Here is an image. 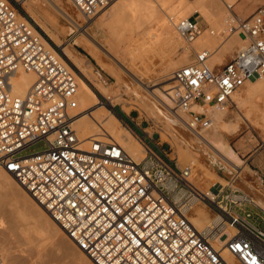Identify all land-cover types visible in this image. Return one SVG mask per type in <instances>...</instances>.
<instances>
[{
    "label": "built area",
    "instance_id": "2783aa9c",
    "mask_svg": "<svg viewBox=\"0 0 264 264\" xmlns=\"http://www.w3.org/2000/svg\"><path fill=\"white\" fill-rule=\"evenodd\" d=\"M115 1L71 0L87 17ZM227 7L231 14L221 37L237 34L244 46L213 67L209 50L196 51L195 60L173 74L176 110L198 121L209 120L210 109L233 111V96L264 78V4L248 17ZM175 28L188 45L206 31L192 16ZM19 71L35 75L22 95L13 92ZM78 76L16 0H0V169L14 176L72 243L93 264H264V230L241 213L248 204L264 209L237 186L200 192L189 180L192 165L179 168L144 138L145 154L136 160L115 140L81 137L77 121L85 111L77 97ZM194 105L203 111H192ZM42 141L43 151L23 155ZM197 200L212 214L203 227L194 223Z\"/></svg>",
    "mask_w": 264,
    "mask_h": 264
},
{
    "label": "rangeland",
    "instance_id": "374dc122",
    "mask_svg": "<svg viewBox=\"0 0 264 264\" xmlns=\"http://www.w3.org/2000/svg\"><path fill=\"white\" fill-rule=\"evenodd\" d=\"M26 1L28 0H21L19 4L21 5ZM29 5L49 26H56V28L61 31L62 38L68 40L66 43L64 42V46L69 45V48L84 61L85 65L88 67L87 69L91 67L92 73L90 70L88 71H90L95 78L93 77L92 80L84 78L85 81L94 91L97 98H100L99 100L118 117L123 126L128 128L140 141L143 137H139L137 135L139 134L138 131L127 122V116L134 118L137 123L141 124L140 127L143 129L147 128L146 136L153 137L155 142L161 143L163 148L166 149L167 154H169L170 159L174 160L172 163H177L178 167L181 169L195 163L191 153H193L199 145L206 147L204 144L205 140H203L206 139V137L208 138L206 139L208 143L211 141L217 143L223 142L224 145L231 146L241 160L245 162L248 169L243 175L244 179H246L251 186H255L264 192L263 131L249 124H243L242 128L236 134L230 135L221 129H213L212 123H210L209 120L204 122V118L198 121L193 116L191 121L188 122L183 113L176 110L173 100V90L176 81L172 74L181 66L193 62L195 56L193 54L194 52H188L190 54L187 59L182 57V55L187 52V49L191 50V46H193L194 43L189 46L180 38L173 26L170 25V21L168 26L163 30L158 27V29H154L156 27L148 25L135 29L136 32H134V34L127 31L119 38H113L108 28L111 7L107 10H103L90 19H86L84 17L85 15L83 16L70 0H29ZM234 8H236L237 13L242 12L243 15H247L251 9V7L247 5L244 7L235 6ZM67 14H72L71 16L75 18L79 17L78 21L74 22L67 18ZM192 17L202 22V27L206 29V31L208 30L207 32L210 33L211 30H215V28H213V26L211 27L209 24L210 22H207V20L205 21V19L201 18L198 14H193ZM223 17H220L219 20L221 28L224 31ZM137 27L138 26H135L134 28ZM224 41L226 40L220 35L218 44ZM170 43L176 44H174V46ZM164 45L167 46H165L163 52L161 49ZM152 47L153 50L151 51ZM239 49L240 47L236 46L233 50L229 51L223 63L231 60ZM171 59L174 64L177 63L175 68L169 66L170 63H173ZM95 79L97 81H95ZM99 82L100 86L98 84ZM140 83L142 85L141 88H144V90H138ZM103 85L117 90L121 95L120 102L112 105L107 101L103 95L100 94V87H103ZM137 91H140L144 99L149 100L150 105L157 114H164V123L158 116L151 115L146 109L138 105L135 100V93H137ZM260 98L261 97L257 99V102L262 104ZM123 107L130 111H124L125 109H123ZM237 107L236 105V109L228 113L226 112L227 115L224 119L225 123H235V121L245 114L244 110H240ZM114 110L119 111L123 115V119L120 118ZM238 115L241 116L238 117ZM146 143L152 149H156L160 154H163L162 150L158 149L149 139H147ZM189 145L192 148L187 150ZM45 148V142L42 141L28 148L24 151L23 155L40 152ZM205 161L210 168L200 170L196 167H192L193 165L191 166L192 173L190 178L199 183L201 188L206 189L210 181H217V178L220 177L225 179L226 183L228 182L231 185L234 184L237 186L242 192L256 197V192L250 186H247L248 184L242 181L235 171L228 169L219 162L212 160ZM200 178H202V180ZM226 185L227 184L224 183V186ZM18 203L21 204L20 202ZM16 205L18 207V204H15L11 198L4 199L0 197V256L4 254L3 256L6 257L7 264H76L71 254L73 252L71 251V247L73 248L76 246L66 235H63V237L68 239V244L70 242L72 245L66 248L55 244L54 240L38 236L33 221L26 215V218H24L23 209L20 210L22 208L21 205H19L20 209L19 207H14ZM243 210L244 212H241L243 215L246 216V214H249L250 220L264 230V213L262 211L249 204L246 205Z\"/></svg>",
    "mask_w": 264,
    "mask_h": 264
},
{
    "label": "bare ground",
    "instance_id": "6f19581e",
    "mask_svg": "<svg viewBox=\"0 0 264 264\" xmlns=\"http://www.w3.org/2000/svg\"><path fill=\"white\" fill-rule=\"evenodd\" d=\"M16 1L19 3L21 0ZM235 2L236 0H117L110 6L111 13L109 14L110 22L108 24V28L113 38H119L127 31H130L134 34V32H136L135 29H138L140 27L142 28L148 25L156 27L154 29L160 28L163 30L168 26L169 21L171 23L170 25H172L176 31L175 23L178 20L191 17L193 14H198L201 18L205 19V21L207 20V22H210L209 24L211 25V27L213 26L215 30H209L210 33L207 32L208 30L204 32L193 42V46H191L193 43L189 45L191 46V50L187 49V52L184 53L182 57L184 59H187L188 55L190 54L188 52L195 53L196 51L207 49L210 52H213V56L211 52L212 57L210 56L209 58V64L212 67L219 66L223 64L225 56L229 51L233 50L236 46L242 48L245 44L244 39L238 36L237 34L232 35L228 38V40L221 42V44H218L219 37L223 32L219 18L224 16V25L223 23L222 25L224 26V28H226L227 24L229 23V16L231 14L227 5H234ZM21 7L45 32L48 38L60 49L62 48L61 51L63 52V54L78 69V71L82 75L78 76L79 87L77 95L80 103V109L82 111H85V115L77 121V128L80 132L81 137L87 138L95 136L102 140H115L122 144L136 160H140L141 158H143L145 154V148L140 142V140L136 136H133L128 128H125L123 126L118 117L104 103L100 102V98H97L94 91L85 81V79L92 80V78L94 77V75L91 74V67L87 69L88 67L85 65L84 61L80 59V57H78L79 55L77 56L75 52L69 48V45L64 46L68 40H64L62 38V33L56 28V26H49L45 20H43L37 13L32 10L29 5V0L21 4ZM71 15H68V17L66 15L65 16L73 20L74 22L78 21L79 17L75 18ZM84 17L86 19L92 18L87 16ZM135 26L138 27L134 28ZM211 32H213L214 34H211ZM165 46L167 45L162 46L161 51L164 52L163 49H165ZM152 50L153 47L151 48V51ZM176 65L177 63L174 64V62L169 64V66H172V68H175ZM88 70H90L91 73ZM34 81V74L19 71L12 80L13 92L19 95L25 94L33 85ZM95 81L97 80L95 79ZM98 84L100 86V82ZM138 87V90H144V88H141V83ZM100 94H102L103 97L112 105H115L116 103L120 102L121 95L117 90H114L112 87H106L104 85L103 87L101 86ZM135 95V100L137 101L138 105L146 109L151 115L158 116L159 119L164 123L163 113L157 114L156 111L150 105L149 100L144 99V97L141 96L140 91H137ZM259 97H261L260 100H262V104L257 102V99ZM233 98L236 102V105L238 106L237 108L240 110H244L245 114L243 116L238 115V117H241L237 121H235V123L227 124L224 122V119L227 115L226 112L218 109H210L208 112V117L210 123H212V128L221 129L227 134L233 135L234 133L236 134L242 128L243 124H249L255 127L256 129H259L264 132V78H256L254 80L249 81L240 92L236 93L233 96ZM123 109L125 108L123 107ZM191 110L196 113H201L203 111V109L199 105H194ZM124 111L129 112L130 110L125 109ZM183 115L188 122H190L193 117L188 113H183ZM206 139L208 138L206 137ZM206 139L203 140H205L204 144L207 148L199 145L198 148L195 149L193 153H191L195 161V163L192 164L193 167H196L200 170L210 168L205 160H212L215 162H219L221 165L227 167L230 170L235 171L238 177L246 184H248L247 186H250L256 192V197L245 193L246 197L264 209V192L255 186H251L249 182L244 179L243 175L247 172L248 168L245 162H243V160H241L239 155L236 153V151L231 146L224 145L223 142L217 143L211 141L210 143H208ZM191 148L192 147L189 145L187 147V150ZM200 179L202 180V178ZM217 179V181L212 180L214 182H211L210 179L209 185L206 189H204L199 186V183L189 177V180L192 182V184L204 194H211V189L213 187H222L224 186V183L227 185H231L228 182L226 183V180L223 178L219 177ZM0 197L4 199L11 198L15 204H18L19 209V205H21L22 208L20 210L23 209L22 212H24V218H26V215L27 217H29L30 220L33 221L34 226H36V233H38V236H41L45 239L54 240L55 244L59 246H64V248L69 247L71 245L70 242L68 244L69 238L65 239L63 237V235H65L64 232L51 218L50 214L46 211V209L40 206L33 199V197L21 185L18 184L12 174L7 173L2 169H0ZM18 202H20L21 204H19ZM14 207H17V205ZM193 214L196 215V217L194 218V223L198 227H203L212 218V214L208 211L207 208L204 207V204L200 200L196 201V204L193 208ZM230 235H232V232H230ZM71 251H73L71 254L73 257V261H75L76 264H93L91 260L85 255V253L78 250L76 247H71ZM3 255L0 256V264H7V259Z\"/></svg>",
    "mask_w": 264,
    "mask_h": 264
},
{
    "label": "crops",
    "instance_id": "0c3cea01",
    "mask_svg": "<svg viewBox=\"0 0 264 264\" xmlns=\"http://www.w3.org/2000/svg\"><path fill=\"white\" fill-rule=\"evenodd\" d=\"M239 1H240V3H239ZM238 3V4H237ZM262 4H264V0H236V2H235V4L233 5L234 7L235 6H237V7H239V6H242V7H244V6H249V7H251V9H250V12L247 14V15H243V13L242 12H240V13H237L236 12V8H234V10H235V12L238 14V15H240V16H242V17H248V16H250L251 14H253L256 10H257V8L259 7V6H261ZM200 23V25L202 26V22H199ZM126 120H127V122H129L137 131H138V133L139 134H137L139 137L141 136V137H143L144 139H145V141H147V139H149L150 141H152L154 144H155V146L156 145H159V147L161 148V149H163L166 153H167V151H166V149L165 148H163V146L161 145V143H159V142H155V140H154V138L153 137H150V136H146V129L147 128H142V127H140L141 126V124H139V123H137L135 120H134V118H130V117H126ZM133 135V134H132ZM133 136H135V135H133Z\"/></svg>",
    "mask_w": 264,
    "mask_h": 264
},
{
    "label": "trees",
    "instance_id": "16d2710c",
    "mask_svg": "<svg viewBox=\"0 0 264 264\" xmlns=\"http://www.w3.org/2000/svg\"><path fill=\"white\" fill-rule=\"evenodd\" d=\"M114 111H115V113H116L120 118L123 119V115H122L119 111H117V110H114Z\"/></svg>",
    "mask_w": 264,
    "mask_h": 264
},
{
    "label": "water",
    "instance_id": "95a60500",
    "mask_svg": "<svg viewBox=\"0 0 264 264\" xmlns=\"http://www.w3.org/2000/svg\"><path fill=\"white\" fill-rule=\"evenodd\" d=\"M102 102V101H101ZM103 103V102H102Z\"/></svg>",
    "mask_w": 264,
    "mask_h": 264
}]
</instances>
